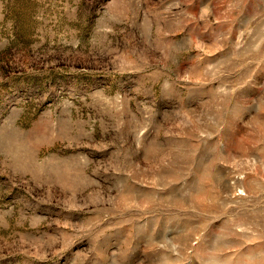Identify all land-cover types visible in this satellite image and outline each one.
<instances>
[{"label": "rangeland", "instance_id": "374dc122", "mask_svg": "<svg viewBox=\"0 0 264 264\" xmlns=\"http://www.w3.org/2000/svg\"><path fill=\"white\" fill-rule=\"evenodd\" d=\"M0 264H264V0H0Z\"/></svg>", "mask_w": 264, "mask_h": 264}]
</instances>
